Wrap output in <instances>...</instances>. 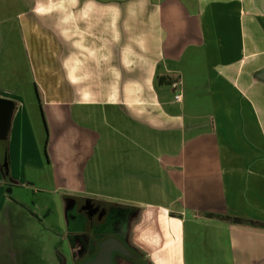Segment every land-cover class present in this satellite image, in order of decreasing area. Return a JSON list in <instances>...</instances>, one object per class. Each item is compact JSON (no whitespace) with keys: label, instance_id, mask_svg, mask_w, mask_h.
Wrapping results in <instances>:
<instances>
[{"label":"crops","instance_id":"obj_1","mask_svg":"<svg viewBox=\"0 0 264 264\" xmlns=\"http://www.w3.org/2000/svg\"><path fill=\"white\" fill-rule=\"evenodd\" d=\"M262 68L264 0H0V264L29 182L130 209L148 264H264Z\"/></svg>","mask_w":264,"mask_h":264},{"label":"rangeland","instance_id":"obj_2","mask_svg":"<svg viewBox=\"0 0 264 264\" xmlns=\"http://www.w3.org/2000/svg\"><path fill=\"white\" fill-rule=\"evenodd\" d=\"M7 187L11 190L9 193L21 201L18 204L14 201L11 202V205L16 207L14 215L11 213V225L16 243L18 264H69L70 251L73 246L70 238L75 237L86 245L82 248L84 250L74 251L75 262L82 263L92 257L95 242L97 249L102 240L109 236H115L110 233V230L100 226L99 223L102 222H94V216L89 215L90 210L87 213L84 210V207L92 199L90 197L82 195L69 197L65 201L67 209L66 214L63 215L58 210L57 195H60V190L58 189L57 192L52 190L53 186L50 188L48 183L29 182L17 185L14 189L12 185ZM72 199H79L80 211L70 206ZM126 211L125 220L120 221L121 225L117 229L127 235L126 237H131L130 225L127 221V219L130 220L131 211L130 209ZM71 212L80 213V223L76 222L75 225V220L72 221L70 218ZM84 214L88 215L87 220L84 219L86 217H82ZM69 221L74 225V231L71 229ZM114 224L115 222H111V225ZM67 225H69L68 230ZM116 256L124 258L118 251L113 253V257L117 258ZM129 263L134 264L131 260Z\"/></svg>","mask_w":264,"mask_h":264},{"label":"flooded vegetation","instance_id":"obj_3","mask_svg":"<svg viewBox=\"0 0 264 264\" xmlns=\"http://www.w3.org/2000/svg\"><path fill=\"white\" fill-rule=\"evenodd\" d=\"M79 199H72V201H70V206H72L75 210L79 209L80 211V205H79ZM91 204V205H90ZM79 205V206H78ZM69 206V207H70ZM82 208V207H81ZM74 210V211H75ZM84 210L90 213L89 215H93L94 216V222H102L99 223L101 224L100 226H104L106 229L110 230L111 234H114L115 237L119 238L120 240H122L123 242L127 243L129 249H130V254L129 255H124V258L122 259V257H117L114 258L113 260V264H128L129 260H131L132 262H134V264H148L146 258L144 257L143 253L134 245H132L131 243H129V238L126 237L127 235L122 234L119 229L121 223L120 221L125 220V214H126V210L125 208L118 206V205H114V204H109L106 202H101L99 200L91 199L90 202H88V205H86V207H84ZM80 214V213H79ZM79 214H74V213H70V218L72 221L75 220V225L77 224L76 222H81V218ZM82 216V215H81ZM87 216L86 214H84V216L82 217H86L84 218L85 220H87ZM68 217V214H67ZM104 220H106L105 222H103ZM128 223H129V219H127ZM111 222H115L114 225H111ZM70 223V221H69ZM70 225L72 226L71 229L74 231V225L70 223ZM69 225H67V230ZM110 237V236H109ZM71 239V243H72V250L71 252V259L69 260V264H78L75 262V256H74V251H76L77 249H82L84 246H86L85 244H82V241L80 242L76 237L75 238H70ZM95 250L92 253V257L96 255V251L99 247H97L96 249V242H95ZM94 249V248H93ZM84 250V249H82ZM131 256V258H130ZM91 257V258H92ZM130 264V263H129Z\"/></svg>","mask_w":264,"mask_h":264},{"label":"water","instance_id":"obj_4","mask_svg":"<svg viewBox=\"0 0 264 264\" xmlns=\"http://www.w3.org/2000/svg\"><path fill=\"white\" fill-rule=\"evenodd\" d=\"M258 76L264 80V68L258 72ZM13 106L12 99L0 97V142L6 140ZM2 156L4 161H7L6 152ZM115 251L124 255L130 254V249L125 242L115 236L107 237L100 242L95 256L78 264H113Z\"/></svg>","mask_w":264,"mask_h":264},{"label":"trees","instance_id":"obj_5","mask_svg":"<svg viewBox=\"0 0 264 264\" xmlns=\"http://www.w3.org/2000/svg\"><path fill=\"white\" fill-rule=\"evenodd\" d=\"M4 163H5V164H8V161H6V162H4ZM237 219L240 220V221H248V220H244V219L239 218V217H237ZM251 222H253V221L251 220Z\"/></svg>","mask_w":264,"mask_h":264},{"label":"built area","instance_id":"obj_6","mask_svg":"<svg viewBox=\"0 0 264 264\" xmlns=\"http://www.w3.org/2000/svg\"><path fill=\"white\" fill-rule=\"evenodd\" d=\"M175 97H176V98H180V93H176V94H175Z\"/></svg>","mask_w":264,"mask_h":264}]
</instances>
